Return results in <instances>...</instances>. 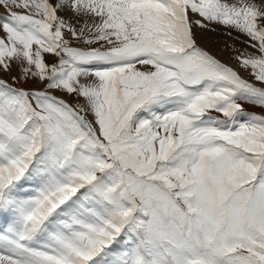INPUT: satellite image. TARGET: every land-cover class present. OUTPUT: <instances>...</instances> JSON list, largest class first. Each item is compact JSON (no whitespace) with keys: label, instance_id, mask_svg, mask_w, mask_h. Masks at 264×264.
<instances>
[{"label":"snow or ice","instance_id":"6c2138e0","mask_svg":"<svg viewBox=\"0 0 264 264\" xmlns=\"http://www.w3.org/2000/svg\"><path fill=\"white\" fill-rule=\"evenodd\" d=\"M0 8V264H264V0Z\"/></svg>","mask_w":264,"mask_h":264},{"label":"rangeland","instance_id":"374dc122","mask_svg":"<svg viewBox=\"0 0 264 264\" xmlns=\"http://www.w3.org/2000/svg\"><path fill=\"white\" fill-rule=\"evenodd\" d=\"M256 3H260L261 0H255ZM0 15L4 14V10L2 8H0ZM216 27V31H211L209 29H205V30H201V36L198 38L199 43L201 44L202 47H205L202 44H207L211 47L213 46H219L218 47V51L222 54H218L216 52H212L213 54H215L219 59H221L220 57H223L225 52H228V55H230V59H221L222 61L229 63L230 66L234 67L237 71H239V68L236 66L239 65L237 63V61L235 60V55L237 54V52H244L245 54H247L248 52H252L254 50L248 48L247 44L244 43V41H246V37L236 33L235 31H232L231 35L227 34L228 30H225L223 28H221L220 26H214ZM239 36V39H236V37ZM202 41V42H201ZM206 41V42H205ZM213 42V43H212ZM235 63V64H234ZM247 72L246 73H241L240 74L243 78L247 79L249 82L251 83H256L258 86V82L255 81L254 76L252 75V70L249 69H245ZM13 74H17V70L14 68ZM21 86L24 87H28L29 85H24L21 84ZM71 99V98H69ZM264 111L260 108H255V111Z\"/></svg>","mask_w":264,"mask_h":264},{"label":"bare ground","instance_id":"6f19581e","mask_svg":"<svg viewBox=\"0 0 264 264\" xmlns=\"http://www.w3.org/2000/svg\"><path fill=\"white\" fill-rule=\"evenodd\" d=\"M253 2H255V0H253ZM201 36V32L200 33H198V38ZM202 42V41H201ZM206 42V41H205ZM213 43V42H212ZM202 45H204L206 48H208L209 50H211L212 52L214 51V52H216V53H218V54H222V53H220L217 49H218V47L219 46H213V47H211V46H209V45H207V44H202ZM230 57V55H228V52H225L224 53V55H223V57H220L221 59H228ZM230 59V58H229ZM235 64V63H234ZM236 66L239 68V71L241 72V73H246L247 71L244 69V68H242L240 65H237L236 64Z\"/></svg>","mask_w":264,"mask_h":264}]
</instances>
